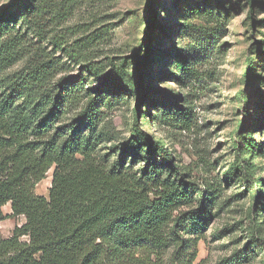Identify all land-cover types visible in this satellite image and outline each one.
<instances>
[{"label": "rangeland", "instance_id": "obj_1", "mask_svg": "<svg viewBox=\"0 0 264 264\" xmlns=\"http://www.w3.org/2000/svg\"><path fill=\"white\" fill-rule=\"evenodd\" d=\"M16 2L18 22L7 24L18 38L15 63L0 76V94L19 89L17 105L31 110L73 86L60 122L91 112L84 137L107 166L136 122L150 134L153 126L173 156V179L197 188L175 214L204 199L207 219L182 236L178 260L171 248L152 264H264V0H154L148 38V0H0V15ZM146 153L127 156L134 173L146 168ZM52 177L53 169L37 195L49 197ZM3 213L12 214L10 204ZM24 224L5 219L0 237Z\"/></svg>", "mask_w": 264, "mask_h": 264}, {"label": "trees", "instance_id": "obj_2", "mask_svg": "<svg viewBox=\"0 0 264 264\" xmlns=\"http://www.w3.org/2000/svg\"><path fill=\"white\" fill-rule=\"evenodd\" d=\"M153 2L148 0L151 18L146 38L157 20ZM19 3L0 15V27L4 26L0 76L15 63L18 38L7 24L18 22L12 11ZM146 56L150 60L152 50ZM252 71L250 65L247 74ZM141 76L140 67V85ZM72 87L61 85L55 98L31 110L17 105L19 89L0 94V222L25 218L10 238L0 237V264H152V257L161 260L171 248L177 259L186 247L182 236L190 225L207 219L204 199L198 201L197 210L175 214L193 201L197 188L179 177L173 179V156L165 142L154 141L153 126L150 134L136 122L121 155L107 166L105 158L95 154L92 139L84 137L85 131L94 129L91 112H83L71 125L60 122ZM151 92H143V97ZM165 100L172 108L174 99ZM47 106L38 119V109ZM251 148L256 155L260 152L256 145ZM143 149L147 166L134 173L127 156ZM51 169L49 197L39 196L36 187ZM9 204L12 214L5 216L3 208Z\"/></svg>", "mask_w": 264, "mask_h": 264}]
</instances>
